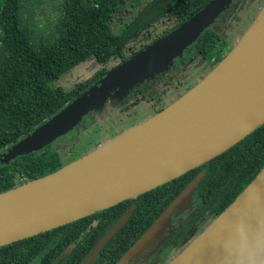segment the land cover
Wrapping results in <instances>:
<instances>
[{"label":"water","instance_id":"1","mask_svg":"<svg viewBox=\"0 0 264 264\" xmlns=\"http://www.w3.org/2000/svg\"><path fill=\"white\" fill-rule=\"evenodd\" d=\"M234 0H210L176 27L116 63L0 156L8 161L99 118L212 28ZM264 123V6L229 52L191 88L140 123L43 176L0 192V246L109 208L219 156ZM197 174L115 264H125L189 200ZM123 214L79 264H91L126 222ZM166 264H264V166Z\"/></svg>","mask_w":264,"mask_h":264},{"label":"trees","instance_id":"2","mask_svg":"<svg viewBox=\"0 0 264 264\" xmlns=\"http://www.w3.org/2000/svg\"><path fill=\"white\" fill-rule=\"evenodd\" d=\"M126 1L0 0V155L86 90L110 67L176 27L210 0H168L152 10L151 6L162 0L149 1L116 33L112 29L113 15ZM131 2L136 7L142 6L141 0ZM156 21L163 23L159 30L153 27ZM222 32L225 34L209 28L191 47L195 57L199 56L206 65L205 72L198 79L227 54V48L232 47ZM89 58L101 64L93 76L77 82L68 90L54 84L63 72ZM111 61L114 63L109 65ZM183 88L180 91L176 86L172 93H168L169 88H164L162 92L168 98H161L162 103L154 111L161 110L188 89ZM160 96L162 93L154 94V101ZM63 164L57 142L4 161L0 164V192L50 173ZM263 166L264 123L209 162L136 198L0 246V257L2 259L5 250L11 256V248L15 250L32 239H49L53 233H62L68 241H74L93 220H97L98 224L92 226L86 236L89 243L75 248L80 259L99 236L131 210L126 222L103 247L106 253L120 245L121 253L197 174H202L201 191L205 187L211 191L209 204L218 214Z\"/></svg>","mask_w":264,"mask_h":264},{"label":"flooded vegetation","instance_id":"3","mask_svg":"<svg viewBox=\"0 0 264 264\" xmlns=\"http://www.w3.org/2000/svg\"><path fill=\"white\" fill-rule=\"evenodd\" d=\"M263 1L264 0H258V3L254 5L253 10L256 11V7ZM247 2L249 3L250 0H234L230 7L227 8L216 20L213 28L219 30L222 27V31L224 32H229L230 30L232 31V29H235V34L240 33L247 26L246 25L242 29L243 25L248 23L251 18V14L247 15L244 13V10H242ZM237 14H240L238 17L240 20L237 18L235 19V15ZM243 16H245V18H243ZM244 21L246 22L243 24ZM191 47L184 52L181 58L174 60L173 64L176 63V67H179L178 64H180L178 63V60H183L187 57V61H192V59L195 57V54L194 50H191ZM165 72L155 76L154 79L139 85L131 92V94L128 95L124 102L134 98V104L136 105L140 100L152 95L151 98L153 103L151 104L150 110L152 111V114H154V110L159 107L154 101L153 95L156 94L154 89H156L158 85L161 84L159 82L163 80V75H165ZM161 98L167 99L168 96H162L160 99L158 98L159 103L160 101L161 103L163 101ZM88 117L92 116L89 115ZM201 181L202 178L199 183H201ZM199 183L194 188L191 198L183 202V204L179 207L174 208V210L169 215L167 223L164 224L163 229L154 234L153 239H151L125 264H166L217 215L215 214L213 206L209 204L211 191L207 187L201 191ZM164 196H166V194ZM170 203H168V205ZM167 206L164 209H166ZM163 210L159 213V215L163 212ZM154 220L121 253H119L120 245H118V247L114 246L115 249L112 248L110 251L104 253V244L91 264H115L133 245V243L148 229ZM97 224L98 221L93 220L90 225H88L87 228L82 231L77 238L74 239V241H68V239L63 237L64 234L62 233H53L52 237L49 239L28 240L20 244V246H18V248L15 250L14 248H11L9 251V253L12 254L11 256L5 250L2 259L0 257V264H79L89 254L95 243L107 232L106 231L103 233V235L99 236V239L93 244L91 249L79 259L75 248L79 244L81 245L89 243L86 236L89 233L90 228L92 226H96Z\"/></svg>","mask_w":264,"mask_h":264},{"label":"rangeland","instance_id":"4","mask_svg":"<svg viewBox=\"0 0 264 264\" xmlns=\"http://www.w3.org/2000/svg\"><path fill=\"white\" fill-rule=\"evenodd\" d=\"M131 1L132 0H127L123 4L121 9L114 13L112 21V29L114 32L119 33L123 29V27L135 16L139 9H141L144 5H146V3H148L149 1L151 2L152 0H141L142 6L137 7L134 6L133 2ZM167 1L168 0H162L160 2L158 1L157 4L151 6V10L157 9V5H163ZM257 1L258 0H250V2H247V4L242 9L244 10L245 14H251V18L248 23H245L246 21L243 22V24H245L243 25V27L241 26L242 29L246 25L247 26L240 33L235 34V29H232V31L230 30L229 32H225V34L222 32L224 37H226L228 41H231L232 47L242 36V34L248 29V27L251 25L258 13L263 8L264 1L256 7V11L253 10L254 5L258 3ZM239 16L240 14L235 15V19L237 18L240 20V18H238ZM243 18H245V16H243ZM162 26V21H156L153 27L159 30ZM219 30L222 31V27ZM231 48H227L226 53H228ZM187 60V57L183 60H178V63H180L178 64L179 67H176L177 64L174 63L168 70H166L165 75H163V80L159 82L161 84H159L158 87L154 89V92L162 93L163 97L164 95L168 96L162 92L164 88H169L168 93H172L175 90V87L178 86L179 90L181 91V88L184 87V90L188 88L191 83L199 80V76L205 72V62L200 61L199 56L194 57L192 61ZM113 63L114 62L111 61L109 65H112ZM100 67L101 64H99L93 58L83 60L77 63L70 70L63 72L61 76L54 81V84L60 85L65 90H68L72 88L77 82L83 81L93 76L100 69ZM151 96L149 95L148 97H145L136 105L134 104V98L128 100L127 102L123 101L120 104L110 105V107L104 109L102 113L103 115L99 118L88 117L83 120L69 134L57 140V148L61 154L62 162L66 164L82 156L97 144H100L105 140L111 138V135H116L118 132H122L125 128L136 125L150 116L152 114L150 107L153 103L152 99H150ZM170 96L171 95H169V98H171ZM156 102H158V100L155 101V104ZM160 103H157V105L159 106ZM76 153L77 156L75 157ZM3 162L4 157L0 156V164Z\"/></svg>","mask_w":264,"mask_h":264}]
</instances>
